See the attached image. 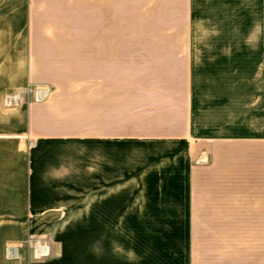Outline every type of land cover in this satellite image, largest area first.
Masks as SVG:
<instances>
[{
  "label": "rangeland",
  "instance_id": "rangeland-1",
  "mask_svg": "<svg viewBox=\"0 0 264 264\" xmlns=\"http://www.w3.org/2000/svg\"><path fill=\"white\" fill-rule=\"evenodd\" d=\"M205 3L209 40L234 39L239 26L242 32L235 39L249 40L245 31L250 23L249 0ZM260 3L264 5V0ZM192 5L191 0L130 1L131 12L141 17L140 27L149 40L173 38L170 30L175 26L183 30L176 34L179 40L192 39V33L184 31L197 20ZM205 67L207 73H226L231 67L242 76L249 73L250 65L249 59L235 66L114 65L113 87L120 104H115V110H120L121 92L129 101V120H124L123 129L122 122L115 121L119 123L115 132H127V136L118 135L96 146L81 134L82 122L71 113L75 97H63L65 89L72 95L85 86L81 79L89 75L87 66L23 65L26 85L4 95L20 90L31 94L19 107L3 105V110L14 112L58 101L67 117L60 123L66 144H42L36 136L25 140L26 178L42 176L44 181L37 178L35 188L39 190L29 194L36 207H30L31 214L18 227L23 240L6 246L22 243L25 254L10 259L5 252L6 264H192V237L199 251L194 252L199 254L194 264L198 260L230 264V259L234 260L231 264H249L251 151L247 140L256 131L249 128L250 114L196 112L186 134L176 130L175 137L150 136L164 103L176 99L182 88V82L167 79L169 74H181L188 68L195 77ZM196 83L200 96L201 81H189ZM236 83L248 89L249 82ZM162 86H171L175 95L160 93ZM38 88L48 91L47 100L41 103L33 95ZM192 93L189 98L200 103L202 98ZM50 115V127L58 128L52 119L55 114ZM57 201H64L65 207L59 211L44 208ZM42 211L49 217L36 219ZM37 243L48 249V256L34 257Z\"/></svg>",
  "mask_w": 264,
  "mask_h": 264
},
{
  "label": "crops",
  "instance_id": "crops-1",
  "mask_svg": "<svg viewBox=\"0 0 264 264\" xmlns=\"http://www.w3.org/2000/svg\"><path fill=\"white\" fill-rule=\"evenodd\" d=\"M130 1L139 0H0V264H6V246L23 240L24 234L18 227L25 223L30 207H36L29 194L39 190L35 188L37 178L44 181L42 176L26 178L25 140L36 136L42 139V144H66V133L60 123L67 117L59 109L58 101L14 112L3 110L7 95H19L18 106L25 100L24 90L4 95L26 85L23 65L87 66L89 75L81 79L85 80V86L75 89L72 95L65 89L63 97H75L71 113L76 121L82 122L81 134L97 146L115 136H127V132H115L119 128L115 121L122 122L120 129H123L124 120H129V101L125 100L128 95L121 92V107L115 110V104H120L115 100L119 93L115 94L113 87L114 65L235 66L243 59H249L250 68L242 76L231 67L226 73L218 69L210 74L205 67L197 77H191L188 68L181 74L170 73L167 79L182 82V88L176 99L164 103L150 136L175 137L179 132L176 130L186 134L189 120L194 121L196 112L250 114L249 128L256 131L247 140L251 151L249 264H264V5L258 6L259 0H249L250 23L245 30L249 33L248 41L235 39L240 38L242 26L234 29V34H238L234 39L232 36L229 40H209L206 0H191L197 20L184 31L191 32L192 39L179 40L176 34L183 30L175 26L170 30L175 34L173 38L149 40L144 27H140L141 17L137 19V14L131 12ZM195 79L201 81L200 96L198 84H189ZM236 80L249 82L248 89ZM210 81L218 83L210 85ZM170 87L162 86L159 92L170 91L173 96L175 92ZM190 93L201 97V102L194 97L190 99ZM50 114H55L52 119L58 122V128L51 126V129ZM64 204L57 201L52 206L47 203L44 208L59 211ZM48 215L42 211L36 219H46ZM14 246L25 254L22 243ZM190 252L194 264L195 256L199 255L194 252L199 251L193 237ZM229 261L234 263L232 259Z\"/></svg>",
  "mask_w": 264,
  "mask_h": 264
},
{
  "label": "built area",
  "instance_id": "built-area-1",
  "mask_svg": "<svg viewBox=\"0 0 264 264\" xmlns=\"http://www.w3.org/2000/svg\"><path fill=\"white\" fill-rule=\"evenodd\" d=\"M38 90V91H37ZM25 91V96H28L30 93V90H24ZM33 95L35 97L36 102H44L45 100H47L48 98V91L44 88H38L36 90L33 91ZM4 107L11 109V108H16L19 106L16 105H11L10 100H8V98H5V103H4ZM42 248L44 249L45 246L41 245L40 243H37L33 246L34 249V257L36 259H42L45 258L48 255V252L42 251Z\"/></svg>",
  "mask_w": 264,
  "mask_h": 264
},
{
  "label": "bare ground",
  "instance_id": "bare-ground-1",
  "mask_svg": "<svg viewBox=\"0 0 264 264\" xmlns=\"http://www.w3.org/2000/svg\"><path fill=\"white\" fill-rule=\"evenodd\" d=\"M5 98H8V100H10L11 105L12 104L16 105V106L19 105V99H20L19 95H7V96H5ZM5 98L3 101V105L5 103ZM16 100H18V101H16ZM44 250H45V252H48V249L46 247L44 249L42 248V251H44ZM6 256H7V258H10V259H12V258L21 259L22 254L20 252V247L19 246H8L6 249Z\"/></svg>",
  "mask_w": 264,
  "mask_h": 264
}]
</instances>
